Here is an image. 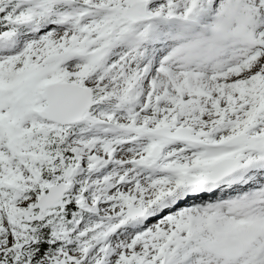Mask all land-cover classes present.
I'll return each mask as SVG.
<instances>
[{
    "label": "snow or ice",
    "instance_id": "obj_1",
    "mask_svg": "<svg viewBox=\"0 0 264 264\" xmlns=\"http://www.w3.org/2000/svg\"><path fill=\"white\" fill-rule=\"evenodd\" d=\"M0 264H264V0H0Z\"/></svg>",
    "mask_w": 264,
    "mask_h": 264
}]
</instances>
